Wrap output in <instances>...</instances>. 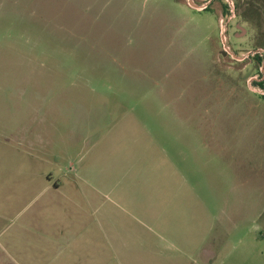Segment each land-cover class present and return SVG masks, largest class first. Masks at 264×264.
Returning <instances> with one entry per match:
<instances>
[{
    "label": "rangeland",
    "instance_id": "1",
    "mask_svg": "<svg viewBox=\"0 0 264 264\" xmlns=\"http://www.w3.org/2000/svg\"><path fill=\"white\" fill-rule=\"evenodd\" d=\"M191 1L0 0V230L57 199L107 210V264H264V0ZM20 141L61 193L12 196Z\"/></svg>",
    "mask_w": 264,
    "mask_h": 264
},
{
    "label": "crops",
    "instance_id": "2",
    "mask_svg": "<svg viewBox=\"0 0 264 264\" xmlns=\"http://www.w3.org/2000/svg\"><path fill=\"white\" fill-rule=\"evenodd\" d=\"M19 143H23V146L20 147ZM38 145L23 141L12 143V155H20L19 160L12 158V181L21 177L24 181L22 191H12V196L23 197L46 191H51L53 195L61 193L65 185L62 183L65 177L64 164L57 159L52 168H43L48 165V151L41 144L47 154L42 148L41 153L37 152ZM32 160L39 161V168L33 166ZM107 166V157L104 155L100 163L93 159L86 167H79L76 177L93 191H112L111 179L107 180L110 171ZM75 178L71 192L79 195ZM90 197L89 194V204H94ZM14 202H17L16 199L12 201V213L19 207ZM87 208L92 209L93 206ZM71 212L80 217L83 205L64 207L57 199H52L49 203L40 204L23 220L12 214V229L7 226L0 230V264H107V241L102 235L108 231L110 224L106 220L107 210H104L99 221L91 220L87 214V219L74 218L76 216ZM3 216L0 209V220Z\"/></svg>",
    "mask_w": 264,
    "mask_h": 264
},
{
    "label": "water",
    "instance_id": "3",
    "mask_svg": "<svg viewBox=\"0 0 264 264\" xmlns=\"http://www.w3.org/2000/svg\"><path fill=\"white\" fill-rule=\"evenodd\" d=\"M229 4L231 3L230 0H228ZM189 2H192L191 0H189ZM198 9H202L201 8H198ZM220 40H221V43L223 45V50L228 53L232 58L234 59H237V60H242L243 58H238L236 56H234L230 51H229V48L226 46V43H225V35H224V28L222 27L221 28V31H220ZM256 53H259V54H262L263 52L261 50H258V51H254L253 54H256ZM251 54V53H248V55Z\"/></svg>",
    "mask_w": 264,
    "mask_h": 264
},
{
    "label": "trees",
    "instance_id": "4",
    "mask_svg": "<svg viewBox=\"0 0 264 264\" xmlns=\"http://www.w3.org/2000/svg\"><path fill=\"white\" fill-rule=\"evenodd\" d=\"M255 58H257L258 60H260V59H261V58H260V56H258V55H256V56H255Z\"/></svg>",
    "mask_w": 264,
    "mask_h": 264
}]
</instances>
